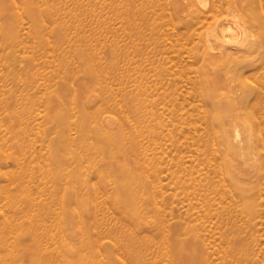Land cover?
Listing matches in <instances>:
<instances>
[{
  "label": "rangeland",
  "instance_id": "374dc122",
  "mask_svg": "<svg viewBox=\"0 0 264 264\" xmlns=\"http://www.w3.org/2000/svg\"><path fill=\"white\" fill-rule=\"evenodd\" d=\"M213 1L0 0V264H264V0Z\"/></svg>",
  "mask_w": 264,
  "mask_h": 264
},
{
  "label": "bare ground",
  "instance_id": "6f19581e",
  "mask_svg": "<svg viewBox=\"0 0 264 264\" xmlns=\"http://www.w3.org/2000/svg\"><path fill=\"white\" fill-rule=\"evenodd\" d=\"M226 4V3H225ZM224 4V5H225ZM235 5V2L234 3H228V9L230 10H232ZM225 7V6H224ZM224 7L222 8V6H220V4H219V1L218 0H214L213 1V6H212V9H211V16L213 15H216V17L217 16H223V15H221L222 13H223V10H224ZM220 13V15H218ZM215 18V17H214ZM218 18V22H217V24H216V31H218L219 30V33L218 34H222L223 35V33H225L224 32V25L221 23L222 22V19H220L219 17H217ZM215 21L217 20V19H214ZM223 21H225V20H223ZM227 21V20H226ZM215 23V22H214ZM224 23V22H223ZM225 24V28H226V24H228V21L226 22V23H224ZM212 25V24H211ZM212 26H214V25H212ZM221 26V28L219 29L218 27H220ZM228 27V26H227ZM231 27H229L228 28V30H231L230 29ZM227 30V29H226ZM225 37V36H224ZM239 131V130H238ZM236 135L238 134L237 132L235 133ZM239 135H237V137H238ZM236 137V138H237ZM248 141H249V144H252L253 143V138L250 136L249 138H248ZM247 143V142H246ZM242 150V149H241ZM242 152V151H241Z\"/></svg>",
  "mask_w": 264,
  "mask_h": 264
}]
</instances>
